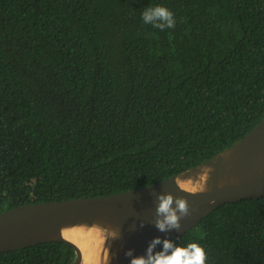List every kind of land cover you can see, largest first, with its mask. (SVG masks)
Segmentation results:
<instances>
[{
    "label": "trees",
    "instance_id": "1",
    "mask_svg": "<svg viewBox=\"0 0 264 264\" xmlns=\"http://www.w3.org/2000/svg\"><path fill=\"white\" fill-rule=\"evenodd\" d=\"M167 7L161 31L144 10ZM264 117V0H0V215L149 186ZM264 264V198L226 204L173 244ZM65 242L0 264H72Z\"/></svg>",
    "mask_w": 264,
    "mask_h": 264
},
{
    "label": "water",
    "instance_id": "2",
    "mask_svg": "<svg viewBox=\"0 0 264 264\" xmlns=\"http://www.w3.org/2000/svg\"><path fill=\"white\" fill-rule=\"evenodd\" d=\"M168 194L185 198L190 214L181 218L179 230L161 232L155 226L158 197ZM263 198L264 117L250 133L223 152L158 183L115 195L30 204L3 212L0 253L65 242L76 250L72 264H84L80 248L65 239L63 233L95 230L104 237L96 264H130L132 257L125 255L129 249L133 256L145 255L154 238L173 243L220 207ZM109 230L117 232L119 238H111ZM160 250L162 244L154 251Z\"/></svg>",
    "mask_w": 264,
    "mask_h": 264
},
{
    "label": "clouds",
    "instance_id": "3",
    "mask_svg": "<svg viewBox=\"0 0 264 264\" xmlns=\"http://www.w3.org/2000/svg\"><path fill=\"white\" fill-rule=\"evenodd\" d=\"M142 19L145 24H151L161 31L175 26L174 14L164 6L158 5L144 10ZM158 199L160 202L156 209V228L161 232L179 230L181 218L190 214L188 201L185 198H174L171 194L160 195ZM110 232L113 234L111 238H119L117 232ZM158 244H162V250L154 251ZM125 255L132 257L130 264H206L208 258L204 247L199 243H189L184 247L175 246L171 241H162L159 237L149 243L145 255L133 256L132 249Z\"/></svg>",
    "mask_w": 264,
    "mask_h": 264
},
{
    "label": "bare ground",
    "instance_id": "4",
    "mask_svg": "<svg viewBox=\"0 0 264 264\" xmlns=\"http://www.w3.org/2000/svg\"><path fill=\"white\" fill-rule=\"evenodd\" d=\"M188 189V185L182 186ZM64 238L80 248L84 257V264H96L98 262V250L104 242L102 233L95 230H68L63 233Z\"/></svg>",
    "mask_w": 264,
    "mask_h": 264
}]
</instances>
